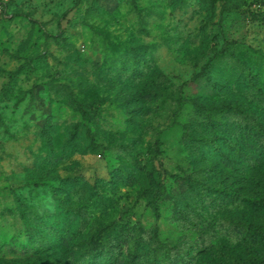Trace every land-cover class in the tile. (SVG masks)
Listing matches in <instances>:
<instances>
[{
    "label": "rangeland",
    "instance_id": "374dc122",
    "mask_svg": "<svg viewBox=\"0 0 264 264\" xmlns=\"http://www.w3.org/2000/svg\"><path fill=\"white\" fill-rule=\"evenodd\" d=\"M243 59L264 72V0H10L0 264L75 262L122 225L140 227L138 264L153 252L158 264L263 259L264 156L236 112L217 125L197 111L205 78L225 89L210 108L242 100L228 79Z\"/></svg>",
    "mask_w": 264,
    "mask_h": 264
},
{
    "label": "trees",
    "instance_id": "16d2710c",
    "mask_svg": "<svg viewBox=\"0 0 264 264\" xmlns=\"http://www.w3.org/2000/svg\"><path fill=\"white\" fill-rule=\"evenodd\" d=\"M237 63L238 64L235 65L230 64L231 68H234V71H232L233 73L230 77L231 79L228 80H230V83L235 85V90L240 91L243 94L242 100L239 103H232V105L225 109H221L223 106L221 108L219 106L210 108L208 105L213 101V98H224L225 89L221 90L213 87V85L210 84L209 79L205 78L202 87H208V89L200 91V94L197 96L196 99L202 101L197 111L199 115L203 116L202 118L208 122H218L217 125L223 124L219 116V113L222 110H225L222 111V113L229 119L235 112L240 115L238 128L243 134L244 139L250 143L248 149L251 150L253 147L257 151L255 158L258 160L259 156H264V72H261L263 69L261 65L257 63H251V61L248 59H243ZM197 79L196 81L198 83L202 82ZM248 96H251V101L254 100V106L252 108H246V105L243 108L242 106L244 102L247 101ZM204 100H206V102H204ZM153 184L154 175L150 173L148 175L147 186L144 188V191L147 193L150 192L153 189ZM150 198L153 201L154 196H151ZM47 227L49 229L56 228L55 225H49ZM117 230L121 231V236L123 239H115ZM140 233V227L136 229L134 225L105 227L102 229L101 235H97L96 238L93 236L94 238L91 237L88 240L89 247L84 249L75 262L73 260H68L67 262H61L57 264H98L96 261L100 258H102V262L100 264H138L134 262V260L139 256V249L142 246L139 239ZM155 242L158 244L156 240ZM121 245L128 246V255L130 257L127 260H121L118 255L114 253L115 249L113 246L120 248ZM160 250L163 251V256L164 254L166 255L168 253V248H161ZM147 258L148 261L141 264H158V254L153 252V254L147 256ZM262 263H264V258L252 260L248 264Z\"/></svg>",
    "mask_w": 264,
    "mask_h": 264
},
{
    "label": "built area",
    "instance_id": "2783aa9c",
    "mask_svg": "<svg viewBox=\"0 0 264 264\" xmlns=\"http://www.w3.org/2000/svg\"><path fill=\"white\" fill-rule=\"evenodd\" d=\"M10 0H0V15L7 9Z\"/></svg>",
    "mask_w": 264,
    "mask_h": 264
}]
</instances>
